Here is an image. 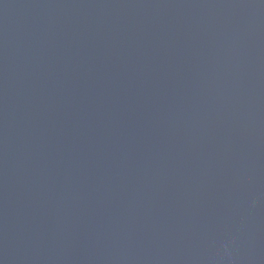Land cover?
<instances>
[{
    "label": "water",
    "instance_id": "water-1",
    "mask_svg": "<svg viewBox=\"0 0 264 264\" xmlns=\"http://www.w3.org/2000/svg\"><path fill=\"white\" fill-rule=\"evenodd\" d=\"M0 264H264V0H0Z\"/></svg>",
    "mask_w": 264,
    "mask_h": 264
}]
</instances>
